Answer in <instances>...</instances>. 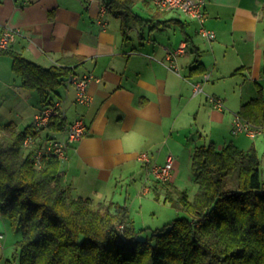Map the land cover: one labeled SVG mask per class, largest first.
I'll list each match as a JSON object with an SVG mask.
<instances>
[{
  "label": "crops",
  "instance_id": "1",
  "mask_svg": "<svg viewBox=\"0 0 264 264\" xmlns=\"http://www.w3.org/2000/svg\"><path fill=\"white\" fill-rule=\"evenodd\" d=\"M109 2L0 0V38L14 30L7 49L44 68L70 69L60 85L47 90V101H62L66 123L83 116L87 132L61 161V183L74 196L98 202L123 194L128 203L131 191L165 196L168 187L176 186L188 192L197 184L192 171L197 146L214 144L222 150L233 144L255 149L259 156L264 127L255 137L232 129L245 104L260 94L264 99V0H204V23L178 9L161 10L153 0H130L126 33L123 16ZM202 26L216 37H204ZM184 41L187 48L173 70L167 53ZM73 74L91 76L89 105L76 102L75 86L67 82ZM196 83L203 87L197 93ZM35 92L40 101L34 104ZM209 95L224 105L215 106ZM47 101L38 89L24 86L12 58L0 54V108H9L0 112V123L24 129ZM32 104L34 112L27 115ZM132 131L142 134L144 142L137 151L126 152L122 136ZM44 133L64 136L63 129ZM171 159L175 177L163 187L150 170ZM7 225L12 227L0 214L1 240L8 238ZM15 232L20 236L11 255L8 244L0 242L5 264L17 257L22 234Z\"/></svg>",
  "mask_w": 264,
  "mask_h": 264
},
{
  "label": "trees",
  "instance_id": "2",
  "mask_svg": "<svg viewBox=\"0 0 264 264\" xmlns=\"http://www.w3.org/2000/svg\"><path fill=\"white\" fill-rule=\"evenodd\" d=\"M130 3H108L123 16L125 33ZM0 54L12 58L24 86L38 89L44 101L47 90L70 74L69 68H44L11 49L0 48ZM240 115L263 130L262 94L245 104ZM65 124L66 118L59 116L50 128L62 130ZM32 131L31 125L19 129L11 122L0 123V214L22 234L17 257L8 264H264V179L255 149L197 146L192 158L198 184L194 197L176 186L168 187L165 195L166 202L189 216L141 239L142 230L130 223L126 203L74 196L61 183L57 157L37 168L23 147Z\"/></svg>",
  "mask_w": 264,
  "mask_h": 264
},
{
  "label": "built area",
  "instance_id": "3",
  "mask_svg": "<svg viewBox=\"0 0 264 264\" xmlns=\"http://www.w3.org/2000/svg\"><path fill=\"white\" fill-rule=\"evenodd\" d=\"M154 4L161 10H174L178 9L185 13L188 17L197 19L201 23L206 20V14L203 10L204 0H153ZM200 33L209 39L216 37L215 31L207 29L202 26ZM14 30H7L0 38V48H8L10 41L13 39ZM187 48V42H182L175 50H169L167 53V65L173 70H177V56L184 53ZM208 78V77H206ZM91 79L90 75H70L67 82L74 85L76 89L75 100L78 104L89 105L91 103V95L88 92V83ZM203 87L200 83L195 84V92L202 91ZM209 100L218 107H222L224 103L217 97L209 95ZM65 116L63 110V103L61 100L48 102L33 116L30 123L32 133H29L24 141L23 147L31 152L35 160V165L40 168L43 161L50 157H57L58 159L65 160L68 158L69 150L75 143L80 141L87 132V123L83 116H79L72 122H67L64 127V136L59 138L51 133H44L50 128L56 117ZM234 134L245 132L251 137H255L262 132V128L254 126L245 121L242 117L237 116L234 121L233 129ZM142 159L150 162L147 154H143ZM150 173L154 178L162 182H172L175 177V167L173 160H169L164 165H153ZM124 226H120L123 228ZM0 238L3 235L0 234Z\"/></svg>",
  "mask_w": 264,
  "mask_h": 264
},
{
  "label": "rangeland",
  "instance_id": "4",
  "mask_svg": "<svg viewBox=\"0 0 264 264\" xmlns=\"http://www.w3.org/2000/svg\"><path fill=\"white\" fill-rule=\"evenodd\" d=\"M264 82V81H263ZM40 101V96L37 92L34 93L33 103ZM34 104L30 106V109L27 110L29 115L30 113L34 112ZM2 110H6V113H8L9 108L8 106H5L3 108H0V112L2 113ZM243 135V134H241ZM242 138V136H241ZM245 138V137H244ZM249 141L248 138H245ZM259 156L260 159L263 161L261 165V171L262 176L264 179V139L263 137H259ZM143 189V188H142ZM198 189V184H192L188 187V193L190 194V198L192 199L194 197V194L196 193ZM159 193H140L137 194L133 191L130 192V196L128 198V209H129V221L131 224L135 226L137 230H142L139 233V238L141 239H147L151 236L152 231L156 228H162L167 223L172 222L175 218L181 217V216H189V213L185 212L184 210H179L176 207H174L170 202L165 201V196H160V198H157ZM125 195L118 194L114 200L116 202L125 203ZM7 234L8 238L5 240H1L0 242H5V245L8 244V251L9 254H12V250H15V244L17 238H19L20 234L18 232H15V228L7 225ZM20 233V232H19ZM0 234L5 236V233L0 232ZM3 249L0 250V255L2 253ZM9 255V256H10ZM0 264H5L4 258L0 261Z\"/></svg>",
  "mask_w": 264,
  "mask_h": 264
},
{
  "label": "clouds",
  "instance_id": "5",
  "mask_svg": "<svg viewBox=\"0 0 264 264\" xmlns=\"http://www.w3.org/2000/svg\"><path fill=\"white\" fill-rule=\"evenodd\" d=\"M143 142V135L136 131H132L122 136V145L126 152L137 151L142 147Z\"/></svg>",
  "mask_w": 264,
  "mask_h": 264
}]
</instances>
